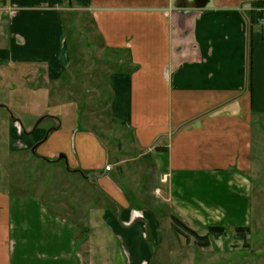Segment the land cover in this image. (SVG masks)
Instances as JSON below:
<instances>
[{
  "label": "crops",
  "instance_id": "0c3cea01",
  "mask_svg": "<svg viewBox=\"0 0 264 264\" xmlns=\"http://www.w3.org/2000/svg\"><path fill=\"white\" fill-rule=\"evenodd\" d=\"M255 1L0 0V69L43 67L49 80H59L71 65L62 13L88 12L104 50L119 64L107 76L109 113L149 156L171 215L199 235L208 227H222L227 235L236 228L256 233L264 30L254 18ZM20 121H7L10 140L20 127L38 158L51 165L62 154L67 171L95 177V188L115 210H105L103 218L123 264L150 263L149 234L154 249L167 251L156 214L131 204L98 136L62 124L45 133ZM1 186L0 264H84L68 218L35 194Z\"/></svg>",
  "mask_w": 264,
  "mask_h": 264
},
{
  "label": "rangeland",
  "instance_id": "374dc122",
  "mask_svg": "<svg viewBox=\"0 0 264 264\" xmlns=\"http://www.w3.org/2000/svg\"><path fill=\"white\" fill-rule=\"evenodd\" d=\"M251 6L256 9V4ZM262 9H256L260 16ZM62 16L72 51L70 69L62 78L49 80L43 67L0 69L2 190L35 194L49 210L68 218L76 227L77 248L84 264H123L116 237H112L103 218L105 210H115L95 188L92 179L67 171L63 159L58 160L60 155L49 165L43 157L38 158L37 152L36 155L31 153L20 127H17L16 140H10L6 129L10 118H19L27 129L33 125L45 129V133L59 124L73 126L98 136L113 165V177L127 195L134 197L130 196L131 204L146 207L156 214L164 245L168 248L167 251L154 249L148 235L152 250L146 245L153 264H264V165L254 177L255 206L259 202L260 207L256 224L259 229L247 235L245 243L230 234L211 240L207 248H199L193 238L174 233L170 220L172 211L163 193L156 188V175L149 156L142 155L129 131L109 113L107 76L119 67L117 58L104 50L88 12L65 10ZM88 239L93 240L94 245ZM167 253L168 256L173 253L174 258L170 259Z\"/></svg>",
  "mask_w": 264,
  "mask_h": 264
},
{
  "label": "trees",
  "instance_id": "16d2710c",
  "mask_svg": "<svg viewBox=\"0 0 264 264\" xmlns=\"http://www.w3.org/2000/svg\"><path fill=\"white\" fill-rule=\"evenodd\" d=\"M254 4H256V9H260V8L262 9V7L264 8V1L262 0H257L254 2ZM256 9H254L255 10L254 18L258 20L260 18V13L256 12ZM67 47L70 58L72 51L70 50L71 49L70 45H68V39H67ZM110 100H111V95L109 97V101ZM170 220H171V229L172 231H174V233L179 235H184L186 238H193L195 245L199 248H207L211 240H216L218 238L225 237L227 235V231L222 227H208L206 229L205 235H199L197 232H195L194 230L189 228L186 224H184L178 217L171 215ZM233 235L239 241L245 243L247 235H249V230L248 228H236L234 230Z\"/></svg>",
  "mask_w": 264,
  "mask_h": 264
},
{
  "label": "water",
  "instance_id": "95a60500",
  "mask_svg": "<svg viewBox=\"0 0 264 264\" xmlns=\"http://www.w3.org/2000/svg\"><path fill=\"white\" fill-rule=\"evenodd\" d=\"M34 148L35 147L32 148L31 152H34ZM58 159H63L64 161H66V157L64 155H60L58 157ZM87 178L88 179H92L94 182L96 181V179L94 177L90 176V175ZM150 264H153V261H151Z\"/></svg>",
  "mask_w": 264,
  "mask_h": 264
},
{
  "label": "built area",
  "instance_id": "2783aa9c",
  "mask_svg": "<svg viewBox=\"0 0 264 264\" xmlns=\"http://www.w3.org/2000/svg\"><path fill=\"white\" fill-rule=\"evenodd\" d=\"M258 22H259V25L264 29V10L262 11ZM162 181L164 182V178L162 179Z\"/></svg>",
  "mask_w": 264,
  "mask_h": 264
}]
</instances>
